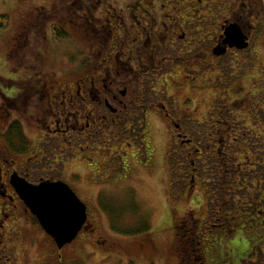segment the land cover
<instances>
[{
  "label": "flooded vegetation",
  "instance_id": "1",
  "mask_svg": "<svg viewBox=\"0 0 264 264\" xmlns=\"http://www.w3.org/2000/svg\"><path fill=\"white\" fill-rule=\"evenodd\" d=\"M58 1L63 6L53 19L45 4L35 9L49 23L40 42L56 44L60 64L66 65L62 75L83 77L73 84L41 81L39 101L47 109L35 126L48 112V133L40 131V139L28 141L27 150L26 145L0 148V264L15 261L27 232L46 237L17 186L68 185L59 165L63 169L78 152L92 168L98 158L113 182L129 174L130 168L121 165L131 160L152 167L153 151L147 147L142 154L138 143H144L153 115L163 119L171 144L177 145L169 153L177 161L175 169L169 167L177 176L170 187L188 196L198 192L195 201L206 204L202 219H184L178 228L193 226L199 236L209 235V247L220 235L238 236L212 264H264V115L252 117L251 130L242 133L206 131L201 125L229 120L225 108L234 107L230 95L240 92L242 76L259 72V83H264L261 0ZM25 26L33 30L30 18L23 20L22 32ZM230 27H237L240 36L228 34ZM206 88L217 97L207 115L197 116L205 100L185 96L203 98ZM193 104L191 114L187 108ZM174 192L173 199L180 197ZM90 226L87 214L84 229ZM27 242L37 246L31 238Z\"/></svg>",
  "mask_w": 264,
  "mask_h": 264
},
{
  "label": "rangeland",
  "instance_id": "2",
  "mask_svg": "<svg viewBox=\"0 0 264 264\" xmlns=\"http://www.w3.org/2000/svg\"><path fill=\"white\" fill-rule=\"evenodd\" d=\"M260 2V10L264 13V0ZM42 5L52 10L50 19L63 6L58 0H0V134H4L10 124L12 126L16 123L20 126L22 135L32 144L40 139V131L48 133L46 127L51 125L47 112V116L43 117L45 119L41 120L38 127L35 126L39 114L47 109V105L39 101L41 81L63 83L67 80L73 84L76 77H83L62 75L65 74V69L60 68L66 65L60 64L56 44L45 40L40 42L44 35L43 26L46 24L48 27L49 24L41 12L35 11ZM30 11H34L33 17L28 16ZM27 18H30L33 30L28 32L29 28L25 26L22 32L23 20ZM18 34L25 38L17 37ZM261 34L264 36V31ZM259 78V72L245 74L241 78L243 87L242 84L238 86L240 92L235 91L233 96L229 94L232 97L230 104L234 107H229L227 113L230 115L229 121L235 123V127L230 130L241 133L251 130L252 117L264 115V83L260 84ZM3 82L6 84L3 85ZM9 84L13 88H7ZM215 93L213 89L206 88L203 98L191 93L185 97L205 100L197 115L204 116L211 109L212 97H217ZM193 107L195 104L189 106L187 112L194 114ZM253 109L257 110L256 114ZM147 120L149 126L145 138H141L144 143L139 142L138 145L142 154L148 151L147 147L153 151L152 167L143 168L131 160L121 165V168H130L129 174L119 182H113L108 180V175L103 174L105 168L99 165L98 158H95L97 161L92 168L81 152L77 155L75 153V158L65 163L63 169L59 165V171H62L60 178L68 183L85 205L90 228L79 233L77 239L60 252L49 237L42 240L37 232H27L15 253V261L11 260L7 264H179L178 246L183 245L179 233L187 235V232L180 230L178 226L182 225L184 219H202L206 204L195 201L200 197L198 192H191L188 196L170 187L171 180H176L177 176L171 174L169 167H175L177 161L169 153L172 149L175 151L177 145L171 144L168 126L160 116H149ZM60 125L62 127L63 120ZM189 125L192 126L193 122ZM201 125L206 131H214V126L215 130L219 129L218 125L208 121L201 122ZM5 146L8 147L3 138H0V148ZM29 147L30 144L26 145L25 150ZM98 147L94 146L95 149ZM173 192L180 197L173 199L172 196H176ZM187 212L192 215L187 217ZM136 231L140 232L129 234ZM177 235L178 239L175 237ZM255 235L253 232L244 237ZM237 237L234 233L226 237L220 235L214 238L212 247L201 242L199 252H204L205 264H212L219 259L218 252L225 250L224 246L228 243L236 242ZM30 238L37 241L36 247L29 246L27 241ZM187 238L192 241L189 236ZM203 238L212 241L209 235L202 232ZM183 247L188 250L186 245ZM223 259L231 260V256L225 255Z\"/></svg>",
  "mask_w": 264,
  "mask_h": 264
},
{
  "label": "water",
  "instance_id": "3",
  "mask_svg": "<svg viewBox=\"0 0 264 264\" xmlns=\"http://www.w3.org/2000/svg\"><path fill=\"white\" fill-rule=\"evenodd\" d=\"M228 34L240 36L237 27ZM20 197L36 218L40 228L61 250L71 244L87 220L86 207L63 183H44L37 187L17 186Z\"/></svg>",
  "mask_w": 264,
  "mask_h": 264
},
{
  "label": "trees",
  "instance_id": "4",
  "mask_svg": "<svg viewBox=\"0 0 264 264\" xmlns=\"http://www.w3.org/2000/svg\"><path fill=\"white\" fill-rule=\"evenodd\" d=\"M1 19H4V18L1 17ZM19 78L21 79L22 77H19ZM0 83H1V80H0ZM2 84L5 85L6 83L3 82ZM7 88H13V87H11L9 84ZM11 102L15 103L14 100L13 101L11 100ZM225 110H227V108H225ZM225 114L227 115L226 118L230 120V115L228 113H225ZM229 120H227L226 122H222L220 124H215L214 122L213 123H214V125H218V127H219L218 130L228 131V130L235 127L234 121L230 122ZM215 129H216V127L214 126V131H215ZM233 131H235V130H233ZM0 138H3V140L6 142V144L10 147L17 146L20 149L23 146L28 145V140L22 135V132L20 131V126L17 125L16 123L12 126H9V128L5 131L4 134H0ZM240 140H244V139H240ZM175 167H174V169H175ZM187 227H189V226H187ZM192 227L193 226H191V228H189V231H185L184 229H180L182 231L187 232V235H182L181 233H179V236H181V244L186 245L188 250L186 251V249L183 247V245L178 246V249H179L178 250L179 251L178 263L179 264H197V263L202 264L203 260L205 259L204 252L202 254L199 252V248H200L199 244L201 242L208 244V241L204 240V238L202 239V236L198 235V231L195 229H192ZM139 232L140 231H136V232H131L129 234L135 235V234H138ZM179 236L178 235L175 236L176 239H178ZM188 236L190 237V239L192 241L188 240V238H187ZM177 243L180 244L179 242H177Z\"/></svg>",
  "mask_w": 264,
  "mask_h": 264
}]
</instances>
